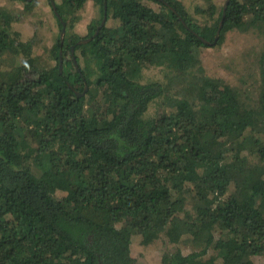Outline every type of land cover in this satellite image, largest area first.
Wrapping results in <instances>:
<instances>
[{
    "label": "trees",
    "instance_id": "16d2710c",
    "mask_svg": "<svg viewBox=\"0 0 264 264\" xmlns=\"http://www.w3.org/2000/svg\"><path fill=\"white\" fill-rule=\"evenodd\" d=\"M118 1L107 3L120 25L82 45L100 60L96 81L60 38L38 70L0 68V264H137L132 244L158 239L197 247L162 264H254L264 255V52L251 105L205 74L200 49L235 28L264 30V0H229L218 39L223 13L202 29L157 0L180 36L165 15ZM6 53L18 50L0 28ZM151 67L167 81H144ZM155 101L165 109L149 116Z\"/></svg>",
    "mask_w": 264,
    "mask_h": 264
},
{
    "label": "rangeland",
    "instance_id": "374dc122",
    "mask_svg": "<svg viewBox=\"0 0 264 264\" xmlns=\"http://www.w3.org/2000/svg\"><path fill=\"white\" fill-rule=\"evenodd\" d=\"M138 1L155 13L165 15L174 26L170 32L173 31L180 36L185 33V29L175 22L169 7L157 0ZM171 1L175 6L171 4V8L184 13L187 20L203 29L205 26L218 24L227 0ZM54 3L56 10L51 0H0V28L8 30L18 50L17 55L3 54L0 68L11 69L12 66L23 65L30 72L38 70L44 64L52 63L50 61L52 47L59 38H62L67 43L71 40L75 42L72 54L75 58H79V64L85 69L86 78L96 81L99 76L100 60L93 45L86 47L82 45L90 43L98 36L94 34L103 20V0H85L79 7H66L61 0H54ZM123 3L125 2L119 0L117 4ZM111 13L112 9L108 5V17L104 26L109 31L121 23ZM62 21L65 23L64 32ZM161 33L164 38L166 34L168 35L164 30ZM263 52L262 28H250L247 31L235 28L225 33L220 45L202 47L200 57L205 74L222 78L225 82L241 89L244 92V99L249 104L255 105L259 96L260 57ZM166 72L163 67L147 68L144 70L143 80L167 81ZM186 84L188 83L184 79L175 81L170 85V93L173 95L177 92L184 93L183 87ZM160 104L164 103L153 102L149 106L148 115L158 116L165 109V106ZM196 248L192 243H169L164 239H158L148 245L136 241L131 247L137 264H162L165 253L181 249L187 254ZM252 258L254 264H264V255H256Z\"/></svg>",
    "mask_w": 264,
    "mask_h": 264
},
{
    "label": "water",
    "instance_id": "95a60500",
    "mask_svg": "<svg viewBox=\"0 0 264 264\" xmlns=\"http://www.w3.org/2000/svg\"><path fill=\"white\" fill-rule=\"evenodd\" d=\"M228 2H229V0L226 1L225 6H224V10H223V18H222V20H221V22H220V28H219L218 33H217V35H216V39H218L219 36H220V29L222 28V25H223V22H224V18H225L226 8H227V5H228ZM52 5H53L54 9L56 10V6H55L54 1H52ZM56 13H57V11H56ZM107 13H108V3H107V0H105V1H104V16H103V20H102V22H101V25L97 28V30H96L94 36L98 35L99 32H100V30H101V28L105 25V23H106V21H107V17H108ZM57 15H58V13H57ZM183 22L185 23V20H183ZM64 31H65V24H64V27H63V32H64ZM62 40H63V39H62ZM89 40H90V39H89ZM75 59H76V58H75ZM62 66H63V58H62V51H61V52H60V68H61V69H62Z\"/></svg>",
    "mask_w": 264,
    "mask_h": 264
},
{
    "label": "flooded vegetation",
    "instance_id": "af4514ba",
    "mask_svg": "<svg viewBox=\"0 0 264 264\" xmlns=\"http://www.w3.org/2000/svg\"><path fill=\"white\" fill-rule=\"evenodd\" d=\"M51 2H52V1H51ZM62 24L64 25L65 23H63V21H62ZM61 39H62V38H61ZM61 42L64 44V40H62ZM72 47H73V45H72ZM72 47H71V51L73 50ZM71 55L74 57V55H73L72 53H71ZM74 58H75V57H74Z\"/></svg>",
    "mask_w": 264,
    "mask_h": 264
}]
</instances>
